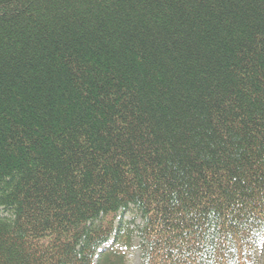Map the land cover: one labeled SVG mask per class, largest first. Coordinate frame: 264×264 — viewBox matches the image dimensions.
<instances>
[{"label": "trees", "instance_id": "16d2710c", "mask_svg": "<svg viewBox=\"0 0 264 264\" xmlns=\"http://www.w3.org/2000/svg\"><path fill=\"white\" fill-rule=\"evenodd\" d=\"M132 235L264 264V0H0V264H127Z\"/></svg>", "mask_w": 264, "mask_h": 264}, {"label": "rangeland", "instance_id": "374dc122", "mask_svg": "<svg viewBox=\"0 0 264 264\" xmlns=\"http://www.w3.org/2000/svg\"><path fill=\"white\" fill-rule=\"evenodd\" d=\"M128 226V230L131 231L134 226L140 224V219L134 214H128L123 217V223H131ZM138 239L135 235L130 237V248L126 251V263L127 264H141L140 251L137 249Z\"/></svg>", "mask_w": 264, "mask_h": 264}]
</instances>
